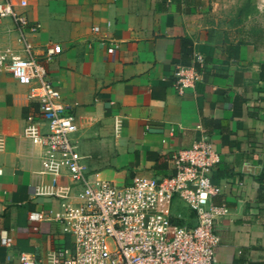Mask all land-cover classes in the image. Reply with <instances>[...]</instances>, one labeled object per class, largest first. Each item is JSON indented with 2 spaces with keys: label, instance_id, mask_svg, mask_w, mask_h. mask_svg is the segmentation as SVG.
<instances>
[{
  "label": "crops",
  "instance_id": "0c3cea01",
  "mask_svg": "<svg viewBox=\"0 0 264 264\" xmlns=\"http://www.w3.org/2000/svg\"><path fill=\"white\" fill-rule=\"evenodd\" d=\"M9 1L41 25L29 36L36 54L60 47L47 72L75 118L89 182L170 177L178 152L204 134L219 155L212 180L225 184L213 202L228 208L215 224L217 262L264 264V44L210 23L208 0ZM19 48L11 21L1 20L0 50ZM196 54L201 80L179 93L174 72L195 65ZM29 90L0 70V233L13 239L0 246V264L72 244L57 222L33 231L28 220L77 192L66 172L55 183L42 172L45 149L33 139L48 126Z\"/></svg>",
  "mask_w": 264,
  "mask_h": 264
},
{
  "label": "built area",
  "instance_id": "2783aa9c",
  "mask_svg": "<svg viewBox=\"0 0 264 264\" xmlns=\"http://www.w3.org/2000/svg\"><path fill=\"white\" fill-rule=\"evenodd\" d=\"M18 5L25 8L27 0ZM4 19L11 21L20 48L0 50V70L30 88L28 98L38 105L40 118L48 126L46 134L33 139L45 149L42 172L52 176L53 183L66 172L77 188L76 194L62 199L57 210L28 215L33 231L43 221L57 222L71 237V247L55 248L43 257L21 252L16 264H219L215 224L228 208L213 202L225 184L212 180L219 155L211 140L203 134L179 151L170 177H135L128 185L90 183L73 139L75 118L66 114L47 72V62L60 53V47H48L42 57L36 54L29 36L37 34L41 25L31 23L9 0L0 2V21ZM91 30L99 33L100 27ZM202 65L203 57L196 54L195 65L176 68L174 86L179 93L201 80ZM26 119L34 121L31 115ZM177 205L193 214V225L175 210ZM12 244V237L2 231L0 246Z\"/></svg>",
  "mask_w": 264,
  "mask_h": 264
},
{
  "label": "rangeland",
  "instance_id": "374dc122",
  "mask_svg": "<svg viewBox=\"0 0 264 264\" xmlns=\"http://www.w3.org/2000/svg\"><path fill=\"white\" fill-rule=\"evenodd\" d=\"M210 23L240 40L264 44V0H208ZM176 211H189L175 206Z\"/></svg>",
  "mask_w": 264,
  "mask_h": 264
},
{
  "label": "trees",
  "instance_id": "16d2710c",
  "mask_svg": "<svg viewBox=\"0 0 264 264\" xmlns=\"http://www.w3.org/2000/svg\"><path fill=\"white\" fill-rule=\"evenodd\" d=\"M259 183L264 188V171L262 172V174L260 176ZM184 216H186V215H184ZM186 217L189 218V220H187V223L189 225H193L194 224V219H193L194 216H193V214L189 212V214Z\"/></svg>",
  "mask_w": 264,
  "mask_h": 264
}]
</instances>
